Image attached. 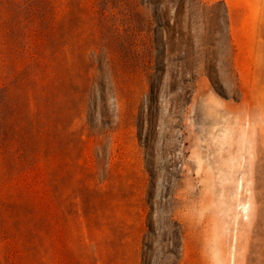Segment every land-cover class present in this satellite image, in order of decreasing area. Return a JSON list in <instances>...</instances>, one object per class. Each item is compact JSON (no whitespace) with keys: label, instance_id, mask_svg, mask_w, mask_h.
<instances>
[{"label":"rangeland","instance_id":"rangeland-1","mask_svg":"<svg viewBox=\"0 0 264 264\" xmlns=\"http://www.w3.org/2000/svg\"><path fill=\"white\" fill-rule=\"evenodd\" d=\"M0 264H264V0H0Z\"/></svg>","mask_w":264,"mask_h":264}]
</instances>
